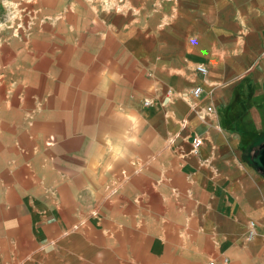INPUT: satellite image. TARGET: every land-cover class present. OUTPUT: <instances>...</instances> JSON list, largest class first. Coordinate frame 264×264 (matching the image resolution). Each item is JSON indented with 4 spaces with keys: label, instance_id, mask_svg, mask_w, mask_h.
Instances as JSON below:
<instances>
[{
    "label": "crops",
    "instance_id": "1",
    "mask_svg": "<svg viewBox=\"0 0 264 264\" xmlns=\"http://www.w3.org/2000/svg\"><path fill=\"white\" fill-rule=\"evenodd\" d=\"M32 1L0 264H264V0Z\"/></svg>",
    "mask_w": 264,
    "mask_h": 264
},
{
    "label": "rangeland",
    "instance_id": "2",
    "mask_svg": "<svg viewBox=\"0 0 264 264\" xmlns=\"http://www.w3.org/2000/svg\"><path fill=\"white\" fill-rule=\"evenodd\" d=\"M31 1L0 0V108L19 91L16 86L20 81L24 82L20 84L23 91L29 86V71L34 65L30 59L35 55L30 33L36 23V6Z\"/></svg>",
    "mask_w": 264,
    "mask_h": 264
},
{
    "label": "built area",
    "instance_id": "3",
    "mask_svg": "<svg viewBox=\"0 0 264 264\" xmlns=\"http://www.w3.org/2000/svg\"><path fill=\"white\" fill-rule=\"evenodd\" d=\"M198 71L206 74L207 73V68L204 66V65H199L198 67ZM203 92V89L201 86H195L192 90V93L195 97H198L200 96V94ZM208 110L209 111H212L213 110V106H209L208 107ZM202 144V140L200 138H195L194 141H193V146H194V152H197L199 147L201 146ZM255 222L252 221L250 222V230H249V239L253 238V236L255 235ZM209 264H214V262H211Z\"/></svg>",
    "mask_w": 264,
    "mask_h": 264
},
{
    "label": "water",
    "instance_id": "4",
    "mask_svg": "<svg viewBox=\"0 0 264 264\" xmlns=\"http://www.w3.org/2000/svg\"><path fill=\"white\" fill-rule=\"evenodd\" d=\"M254 165L264 173V142L257 147L252 155Z\"/></svg>",
    "mask_w": 264,
    "mask_h": 264
},
{
    "label": "trees",
    "instance_id": "5",
    "mask_svg": "<svg viewBox=\"0 0 264 264\" xmlns=\"http://www.w3.org/2000/svg\"><path fill=\"white\" fill-rule=\"evenodd\" d=\"M254 150V147L250 145L249 147L245 148V157L254 165L252 161V155L251 152Z\"/></svg>",
    "mask_w": 264,
    "mask_h": 264
}]
</instances>
